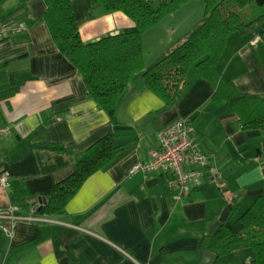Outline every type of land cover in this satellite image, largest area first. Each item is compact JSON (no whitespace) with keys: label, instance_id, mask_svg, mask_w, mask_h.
Returning <instances> with one entry per match:
<instances>
[{"label":"crops","instance_id":"1","mask_svg":"<svg viewBox=\"0 0 264 264\" xmlns=\"http://www.w3.org/2000/svg\"><path fill=\"white\" fill-rule=\"evenodd\" d=\"M72 2L79 43L134 28L126 14L106 10L98 0ZM45 9L44 0L0 1V22L26 27L0 40V119L11 126L0 137V158L10 171L9 184L0 186V209L11 204L28 214L36 207L38 215L55 183L74 170L79 151L109 132L121 148L83 182L65 212L14 219L12 234L1 226L12 221L0 217V264L197 263L201 237L226 201L252 202L264 193V128H242L237 112L212 99L217 84L195 67L173 105L135 73L118 99L113 122L87 96L81 73L38 19ZM181 10L143 33L148 64L190 29V20L171 25ZM218 67L241 92L264 94V23L234 32ZM179 117L189 118L209 165L199 183L175 201L167 186L171 172L129 173L128 168L149 158L159 146L157 130Z\"/></svg>","mask_w":264,"mask_h":264},{"label":"trees","instance_id":"2","mask_svg":"<svg viewBox=\"0 0 264 264\" xmlns=\"http://www.w3.org/2000/svg\"><path fill=\"white\" fill-rule=\"evenodd\" d=\"M1 1V0H0ZM46 9L38 18L44 21L57 48L66 54L81 73L87 96L117 122V102L127 90L133 75L141 72L166 105L182 95L188 73L198 72L215 82V101H225L229 111L237 112L242 128H264V94L241 92L221 76L219 59L234 32L254 31L264 23V0H204L202 17L156 60L148 64L143 33L176 11L189 0H98L106 10H119L134 21V28L108 32L93 40L77 42L78 22L72 0H44ZM18 85L3 91L9 94ZM107 133L77 153L74 170L57 181L47 200L37 207L38 215L53 216L65 212L67 202L83 182L105 167L121 148ZM231 212L216 232H206L200 247L217 253L250 247L252 264H264V193H260L238 216V201L231 198ZM7 206L0 210H6Z\"/></svg>","mask_w":264,"mask_h":264},{"label":"built area","instance_id":"3","mask_svg":"<svg viewBox=\"0 0 264 264\" xmlns=\"http://www.w3.org/2000/svg\"><path fill=\"white\" fill-rule=\"evenodd\" d=\"M23 22L11 23L0 22V40L25 29ZM258 36L254 38L256 41ZM192 126L189 118L179 117L159 128L156 132L159 146L150 152V157L133 162L128 168L129 173L169 171L171 176L167 179V186L171 190L175 201L190 192L191 187L201 180L209 165V156L203 150L200 141L192 135ZM11 132V126L0 119V137ZM10 171L0 158V186L6 187L9 184ZM36 207H33L28 214H20L14 211V207L9 204L6 211L0 210V217L10 219L11 224L5 222L1 226L9 233H13L14 219L29 218L34 219ZM243 264H252L248 257Z\"/></svg>","mask_w":264,"mask_h":264},{"label":"rangeland","instance_id":"4","mask_svg":"<svg viewBox=\"0 0 264 264\" xmlns=\"http://www.w3.org/2000/svg\"><path fill=\"white\" fill-rule=\"evenodd\" d=\"M205 7L204 0H189L181 5V11L177 12V17L175 16L171 21L173 22L171 25H187L190 20V25L196 22L200 17H202ZM170 17V16H168ZM192 20V21H191ZM190 27V28H191ZM261 28V27H260ZM259 28V29H260ZM208 155V154H207ZM241 203L237 205V208L234 211V216L240 215L251 202H247L246 198L239 199ZM251 256V248L250 247H241L220 256L215 264H243V261Z\"/></svg>","mask_w":264,"mask_h":264},{"label":"water","instance_id":"5","mask_svg":"<svg viewBox=\"0 0 264 264\" xmlns=\"http://www.w3.org/2000/svg\"><path fill=\"white\" fill-rule=\"evenodd\" d=\"M118 30H113L111 31V33H117ZM46 200V199H45ZM232 209V204L228 203L223 210L221 211V213L219 214V216L217 217V219H215L214 221H212L209 226H208V231L209 232H216L224 223V221L228 218L230 212ZM218 258L217 253L211 251V250H203L202 255L200 260L195 263V264H214L216 262Z\"/></svg>","mask_w":264,"mask_h":264}]
</instances>
